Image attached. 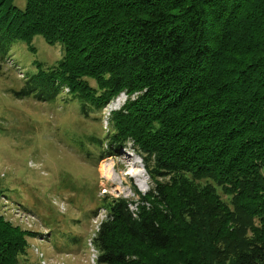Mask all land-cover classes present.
<instances>
[{
  "label": "trees",
  "instance_id": "obj_1",
  "mask_svg": "<svg viewBox=\"0 0 264 264\" xmlns=\"http://www.w3.org/2000/svg\"><path fill=\"white\" fill-rule=\"evenodd\" d=\"M25 1L0 0V70L16 40L41 35L62 52L14 96L78 99L102 130L81 143L95 162L130 145L152 183L132 187L136 200L85 204L89 219L106 211L96 264H264V0ZM38 235L0 214V264H41L28 260Z\"/></svg>",
  "mask_w": 264,
  "mask_h": 264
},
{
  "label": "rangeland",
  "instance_id": "obj_2",
  "mask_svg": "<svg viewBox=\"0 0 264 264\" xmlns=\"http://www.w3.org/2000/svg\"><path fill=\"white\" fill-rule=\"evenodd\" d=\"M25 4V0H13L20 9ZM61 52L60 42L48 44L41 35L30 42L16 40L0 70V214L21 228L41 233L27 239L29 261L39 257L41 264H96L90 240L106 211L98 205L89 219L85 204L93 208L91 198L106 195L136 200L132 187L145 193L152 183L130 145L95 162L93 146L81 143L99 123L79 115L78 99L65 92L43 103L14 96L13 91L22 85V74L35 72L39 62L51 66ZM125 98L120 93L102 110L103 129L110 111ZM30 102L37 108L31 109ZM54 229L65 231L56 241L51 234Z\"/></svg>",
  "mask_w": 264,
  "mask_h": 264
},
{
  "label": "built area",
  "instance_id": "obj_3",
  "mask_svg": "<svg viewBox=\"0 0 264 264\" xmlns=\"http://www.w3.org/2000/svg\"><path fill=\"white\" fill-rule=\"evenodd\" d=\"M133 209H135V207H134ZM105 215H106V213H105ZM104 218H105V216H104ZM101 220H102V219H101ZM101 220L99 221V223H98V225H97V228H96V230L98 229V226H99V224H100ZM95 259H96V258H95Z\"/></svg>",
  "mask_w": 264,
  "mask_h": 264
},
{
  "label": "bare ground",
  "instance_id": "obj_4",
  "mask_svg": "<svg viewBox=\"0 0 264 264\" xmlns=\"http://www.w3.org/2000/svg\"><path fill=\"white\" fill-rule=\"evenodd\" d=\"M129 174L132 175V176H136L135 173H133V172H130Z\"/></svg>",
  "mask_w": 264,
  "mask_h": 264
}]
</instances>
